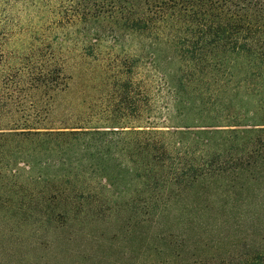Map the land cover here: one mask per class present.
Returning a JSON list of instances; mask_svg holds the SVG:
<instances>
[{
    "label": "trees",
    "instance_id": "obj_1",
    "mask_svg": "<svg viewBox=\"0 0 264 264\" xmlns=\"http://www.w3.org/2000/svg\"><path fill=\"white\" fill-rule=\"evenodd\" d=\"M56 1L0 0L9 175L41 159L49 191L124 212V264H264V0ZM64 3L73 15L56 10ZM25 13L46 17L42 31L114 20V44L134 38L148 50L160 124L177 115L184 129L35 128L68 87L70 57L63 36H27Z\"/></svg>",
    "mask_w": 264,
    "mask_h": 264
},
{
    "label": "rangeland",
    "instance_id": "obj_2",
    "mask_svg": "<svg viewBox=\"0 0 264 264\" xmlns=\"http://www.w3.org/2000/svg\"><path fill=\"white\" fill-rule=\"evenodd\" d=\"M62 1L57 0L56 6L61 7ZM64 7L56 10L74 14L67 3ZM21 18L28 25L23 30L27 36L51 32L67 38L62 51L70 57L68 87L53 97L45 121L35 128L93 129L119 124L184 129L178 127L183 119L177 115L160 124L164 113L155 98L157 77L145 68L148 50L143 51L134 38L114 44L109 33L114 20H62L42 31L45 16L39 22L32 13ZM7 148L0 143V264H124V212L110 217L102 207H79L74 193L49 191L50 185L40 177L51 169L41 159H32L28 172L20 170L19 176L11 177L6 171Z\"/></svg>",
    "mask_w": 264,
    "mask_h": 264
}]
</instances>
